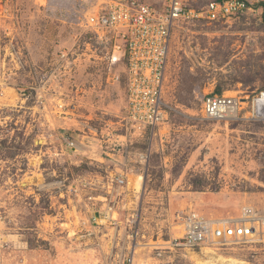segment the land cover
I'll use <instances>...</instances> for the list:
<instances>
[{
    "label": "rangeland",
    "instance_id": "obj_1",
    "mask_svg": "<svg viewBox=\"0 0 264 264\" xmlns=\"http://www.w3.org/2000/svg\"><path fill=\"white\" fill-rule=\"evenodd\" d=\"M105 1L0 0V264H109L115 258L123 264L120 254L130 246L124 233L88 235L91 225L83 230L82 224L102 207L84 200V182L107 164L95 152L84 155L99 142L91 136L84 141L82 122L103 126L127 106L125 81L106 85L100 72L106 49L88 47L90 38L76 20ZM209 1L187 3L201 8ZM173 37L169 107L161 123L133 139L132 164L148 167L135 263H230H220L222 257L264 264V233L195 250L166 244L181 234L177 213L183 201L211 220L237 218L245 206L264 209V121L247 119V109L224 120L203 111L204 96L219 88L245 100L264 89V14L249 12L224 23L182 21ZM12 42L23 65L10 53ZM75 62L78 70L70 76ZM91 84L104 88L94 111L84 100ZM70 136L82 150L66 143ZM132 177L129 193L138 198L141 186ZM131 204L120 210V221Z\"/></svg>",
    "mask_w": 264,
    "mask_h": 264
},
{
    "label": "built area",
    "instance_id": "obj_2",
    "mask_svg": "<svg viewBox=\"0 0 264 264\" xmlns=\"http://www.w3.org/2000/svg\"><path fill=\"white\" fill-rule=\"evenodd\" d=\"M187 1L106 0L76 16L77 24L84 27L82 35L90 38L85 44L88 47L98 44L95 48L106 49L104 57H101L105 66L100 69L106 77V85L121 80L126 84L127 106L117 121L105 120L103 126L82 122L85 127L82 137L97 139L98 148L91 150L107 161L100 166L102 172L94 173L84 182L89 189L84 200L91 204L99 201L102 207L93 211L89 219H83V230L90 224L91 229L85 232L88 235L124 233L130 246H124L120 254L123 264H136L138 239L142 235L141 194L148 176L147 166L132 164L137 153L133 139L144 137L149 127L154 128L161 123L169 107L165 88L175 28L182 21L224 23L249 12L264 14V0H210L201 8H195ZM10 53L23 65L21 51L13 42ZM120 65L124 66L123 72L117 70ZM77 70L75 62L70 68V76ZM73 87L78 86L75 83ZM87 88L97 89L95 97L103 96L102 85L96 88L91 84ZM94 103L101 104V99ZM243 109H247V119L264 121V89L247 100L224 93L208 94L203 99V111L209 119L238 117ZM66 143L74 150H82L80 141L73 136L67 137ZM131 175L140 181L138 198L137 195L130 196ZM129 204L132 205L130 212L125 221H120V210H128ZM177 219L181 234L166 242L172 248L202 249L231 240L251 239L264 233V209L252 206H245L237 218L211 220L200 214L191 202L183 201ZM110 247V250L114 249L113 245ZM109 261V264L118 263L116 258Z\"/></svg>",
    "mask_w": 264,
    "mask_h": 264
},
{
    "label": "crops",
    "instance_id": "obj_3",
    "mask_svg": "<svg viewBox=\"0 0 264 264\" xmlns=\"http://www.w3.org/2000/svg\"><path fill=\"white\" fill-rule=\"evenodd\" d=\"M33 45H32V43H28V47L29 48H31ZM99 77V76H98ZM98 87H100V85L99 86H96V88H98ZM87 96L84 98V100H85V104H86V106L91 110V111H94L93 110V108H94V106H96V104L97 103H94V101L95 100H97L96 98H95V91H97V89H92V88H90V89H88L87 88ZM93 113V112H92ZM92 116V115H91ZM90 116V117H91ZM89 137V136H88ZM86 138H87V136L84 138V141L86 140ZM93 138V137H92ZM88 140V139H87ZM97 149V148H96ZM93 151L95 150L94 148L92 149ZM92 150H90L89 149V153H88V151H86L87 153H84V155H87L88 157H91L90 156V154H93V151ZM99 159H100V157H98Z\"/></svg>",
    "mask_w": 264,
    "mask_h": 264
},
{
    "label": "bare ground",
    "instance_id": "obj_4",
    "mask_svg": "<svg viewBox=\"0 0 264 264\" xmlns=\"http://www.w3.org/2000/svg\"><path fill=\"white\" fill-rule=\"evenodd\" d=\"M33 181V180H32ZM139 180H137L136 178H131V183L132 184H134V185H136V186H140V182H138ZM216 258V257H215ZM219 259H220V263H221V261L222 262H230L229 264H246L245 262H237V261H235V260H231V259H228V260H225V259H223L222 257H219ZM203 259H201V261H202ZM203 262V264H217V263H214L213 261H202ZM223 264V263H222Z\"/></svg>",
    "mask_w": 264,
    "mask_h": 264
},
{
    "label": "trees",
    "instance_id": "obj_5",
    "mask_svg": "<svg viewBox=\"0 0 264 264\" xmlns=\"http://www.w3.org/2000/svg\"><path fill=\"white\" fill-rule=\"evenodd\" d=\"M215 94H219V95L223 94L222 89L219 88V89L217 90V93H215Z\"/></svg>",
    "mask_w": 264,
    "mask_h": 264
}]
</instances>
